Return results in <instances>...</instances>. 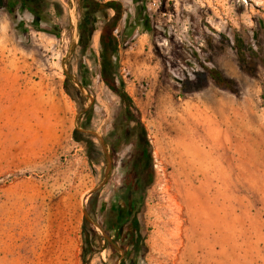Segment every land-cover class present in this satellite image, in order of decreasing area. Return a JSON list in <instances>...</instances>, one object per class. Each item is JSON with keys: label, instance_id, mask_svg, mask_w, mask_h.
I'll use <instances>...</instances> for the list:
<instances>
[{"label": "rangeland", "instance_id": "obj_1", "mask_svg": "<svg viewBox=\"0 0 264 264\" xmlns=\"http://www.w3.org/2000/svg\"><path fill=\"white\" fill-rule=\"evenodd\" d=\"M117 1L116 84L155 172L135 264H264V0ZM50 2L38 29L0 5V264H112L99 209L119 206L123 224L132 207L116 197L130 146L111 157L105 142L119 99L100 76L101 19L81 57L78 0ZM140 43L144 60H122Z\"/></svg>", "mask_w": 264, "mask_h": 264}, {"label": "trees", "instance_id": "obj_2", "mask_svg": "<svg viewBox=\"0 0 264 264\" xmlns=\"http://www.w3.org/2000/svg\"><path fill=\"white\" fill-rule=\"evenodd\" d=\"M0 3L9 15L16 12L28 13L34 19L36 28L39 22L47 20V14L44 12L49 4H53L50 0H0ZM53 5L59 12V4L54 3ZM78 7L80 19L77 33L80 55L84 57L91 49V24L95 23L96 18H100L101 26L98 40L100 76L105 86L119 99V120L112 132L106 137V145L111 157L116 156L123 146H130L129 153L121 161L124 177L116 190V197L120 205L129 202L132 207L126 212L123 224L119 223L121 213L119 206L100 207L101 222L99 225L109 238L99 240V251L105 248L110 249L113 252L112 264H115V261L120 258L118 253L120 249L124 254L121 264H124L125 260H128L129 264H135L139 258L144 257L147 251L144 228L139 219V214L144 208L146 193L154 184L155 172L153 169V149L147 138L146 129L137 115V109L131 98L124 92L121 84H116V80L119 78L114 61L118 55V39L115 32L125 11L121 2L117 0L106 2L78 0ZM138 15L140 18L139 13ZM244 58L241 55L239 61L242 66L247 68ZM206 72L216 85L232 89L231 82L217 70L206 68ZM66 91L68 92L67 88ZM71 97L73 98V96ZM77 133L74 130L72 137L74 141L80 142ZM91 146L92 144L89 142V147L91 148ZM90 211L93 213V207ZM91 233L94 235V232ZM115 245H118L119 249H116Z\"/></svg>", "mask_w": 264, "mask_h": 264}, {"label": "crops", "instance_id": "obj_3", "mask_svg": "<svg viewBox=\"0 0 264 264\" xmlns=\"http://www.w3.org/2000/svg\"><path fill=\"white\" fill-rule=\"evenodd\" d=\"M107 1V0H102ZM124 4L128 6V9L137 11L138 7L140 6V0H121ZM129 11V10H128ZM140 41L143 40V37L139 38ZM137 46H143L141 43L136 45L134 48L130 47L128 50H125L124 57H122V60H144V57L140 54V48ZM145 53V51L143 50Z\"/></svg>", "mask_w": 264, "mask_h": 264}, {"label": "bare ground", "instance_id": "obj_4", "mask_svg": "<svg viewBox=\"0 0 264 264\" xmlns=\"http://www.w3.org/2000/svg\"><path fill=\"white\" fill-rule=\"evenodd\" d=\"M208 157H210V156H208ZM199 224V223H198ZM208 224H210V222L209 223H207L206 225H208ZM201 226V225H200ZM210 225H209V227H208V230L210 229ZM213 228V227H212ZM207 242V241H206ZM209 244H211V243H209ZM209 244H207V245H209ZM211 246V245H210ZM198 248V247H197ZM208 248H210V247H208ZM212 248H213V243H212ZM212 250V249H211Z\"/></svg>", "mask_w": 264, "mask_h": 264}, {"label": "built area", "instance_id": "obj_5", "mask_svg": "<svg viewBox=\"0 0 264 264\" xmlns=\"http://www.w3.org/2000/svg\"><path fill=\"white\" fill-rule=\"evenodd\" d=\"M156 2H157V0H151V4L150 5L155 6Z\"/></svg>", "mask_w": 264, "mask_h": 264}, {"label": "water", "instance_id": "obj_6", "mask_svg": "<svg viewBox=\"0 0 264 264\" xmlns=\"http://www.w3.org/2000/svg\"><path fill=\"white\" fill-rule=\"evenodd\" d=\"M106 160H107V162H108V167H109L110 164H109V157H108V156H106Z\"/></svg>", "mask_w": 264, "mask_h": 264}]
</instances>
